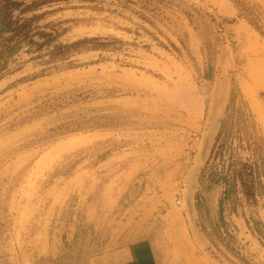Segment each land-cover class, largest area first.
<instances>
[{"label": "rangeland", "instance_id": "1", "mask_svg": "<svg viewBox=\"0 0 264 264\" xmlns=\"http://www.w3.org/2000/svg\"><path fill=\"white\" fill-rule=\"evenodd\" d=\"M17 1L0 264H264V0ZM219 82L194 191L205 248L184 193Z\"/></svg>", "mask_w": 264, "mask_h": 264}, {"label": "water", "instance_id": "2", "mask_svg": "<svg viewBox=\"0 0 264 264\" xmlns=\"http://www.w3.org/2000/svg\"><path fill=\"white\" fill-rule=\"evenodd\" d=\"M225 91H226L225 83L219 82L213 93V100L211 103L210 114L208 116L207 127L205 134L203 135L201 140V145L197 153L195 165L190 170L185 183L184 208H185L186 216L195 239L200 245L204 246L205 248H207V245L200 232L195 214L194 191L196 188L197 175L201 167L205 163L210 151V147L218 123V119H217L218 112L224 103Z\"/></svg>", "mask_w": 264, "mask_h": 264}, {"label": "trees", "instance_id": "3", "mask_svg": "<svg viewBox=\"0 0 264 264\" xmlns=\"http://www.w3.org/2000/svg\"><path fill=\"white\" fill-rule=\"evenodd\" d=\"M20 5L17 0H0V55L10 53L15 47L12 41L21 34L13 20V11Z\"/></svg>", "mask_w": 264, "mask_h": 264}, {"label": "crops", "instance_id": "4", "mask_svg": "<svg viewBox=\"0 0 264 264\" xmlns=\"http://www.w3.org/2000/svg\"><path fill=\"white\" fill-rule=\"evenodd\" d=\"M125 257H126V260L125 262H128L127 264H130V263H134V260L138 257L134 251L133 252H129V254H125Z\"/></svg>", "mask_w": 264, "mask_h": 264}, {"label": "bare ground", "instance_id": "5", "mask_svg": "<svg viewBox=\"0 0 264 264\" xmlns=\"http://www.w3.org/2000/svg\"><path fill=\"white\" fill-rule=\"evenodd\" d=\"M245 89H246V88H245ZM245 89H243V91H244ZM247 90H248V89H247ZM245 91H246V90H245ZM248 91H249V90H248ZM245 93H246V92H245ZM249 93H250V95H251V92H249ZM249 93H246L247 95H246V94H245V95L248 96V98L250 99L249 102L252 103L253 106H256V105H254L255 103H254V102L252 101V99H251V98H252V97H251L252 95L250 96ZM248 98H247V99H248ZM251 101H252V102H251ZM250 105H251V104H250ZM252 105H251V106H252ZM252 108H253V107H252ZM255 110H256V109H255ZM256 111H257V110H256ZM255 113H257V112H255ZM258 116H259V114H258ZM259 119H260V118H259Z\"/></svg>", "mask_w": 264, "mask_h": 264}]
</instances>
